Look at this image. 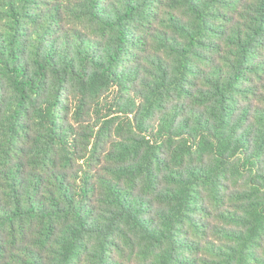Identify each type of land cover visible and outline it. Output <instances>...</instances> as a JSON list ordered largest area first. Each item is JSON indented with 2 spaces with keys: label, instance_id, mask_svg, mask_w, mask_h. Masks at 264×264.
Wrapping results in <instances>:
<instances>
[{
  "label": "trees",
  "instance_id": "trees-1",
  "mask_svg": "<svg viewBox=\"0 0 264 264\" xmlns=\"http://www.w3.org/2000/svg\"><path fill=\"white\" fill-rule=\"evenodd\" d=\"M0 264H264V0H0Z\"/></svg>",
  "mask_w": 264,
  "mask_h": 264
}]
</instances>
